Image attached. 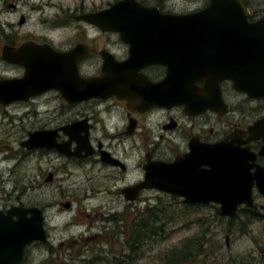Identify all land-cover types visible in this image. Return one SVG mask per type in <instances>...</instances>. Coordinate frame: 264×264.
<instances>
[{"label": "flooded vegetation", "instance_id": "af4514ba", "mask_svg": "<svg viewBox=\"0 0 264 264\" xmlns=\"http://www.w3.org/2000/svg\"><path fill=\"white\" fill-rule=\"evenodd\" d=\"M172 20L169 29L154 28ZM263 20L264 0H0V219L16 222L10 212L37 209L44 233L43 241L25 247L20 264L36 253L64 263L58 254L65 244L54 235L49 211L75 205L59 201L65 178L79 190L80 209L107 212L110 204L142 215L139 238L130 239L137 248L164 227L156 222L160 212L198 209L224 220L223 236L184 238L165 264H235V233L248 235L237 243L251 244L241 264H264V235L249 236L264 229V71L250 70L264 68V28L255 29ZM215 49H225L226 60L217 61ZM202 63L213 76L192 86L185 69ZM216 68L235 83L219 79ZM75 69L77 78L65 81L64 72ZM103 69L104 83H80L97 79ZM236 82L250 85L251 94L237 90ZM87 90L99 96L79 100ZM176 97L187 102L171 105ZM241 174L250 204L238 205L229 217L219 204L176 194L239 192ZM48 187L57 200L25 202L32 189L46 198ZM91 200L97 205L83 206ZM85 218L92 224L90 215ZM104 222H112V238L119 240L106 264L139 260L127 252V221L113 215ZM90 231L67 245L87 247L96 237L86 236ZM199 243L198 252H186Z\"/></svg>", "mask_w": 264, "mask_h": 264}, {"label": "rangeland", "instance_id": "374dc122", "mask_svg": "<svg viewBox=\"0 0 264 264\" xmlns=\"http://www.w3.org/2000/svg\"><path fill=\"white\" fill-rule=\"evenodd\" d=\"M74 181H71L68 178H65L63 182V197L59 199L63 204L67 202H74V207H72L69 211H60L59 208L54 207L51 211H49L50 217H52L51 227H54L55 233L54 235L59 239L62 238L61 241L64 242L63 249L59 252V256L61 259L64 258V263L61 261H56L53 259L52 261L47 262L45 255H41L40 253H36L34 256L29 255L25 264H67L70 262L71 264H106L107 261L111 260V256L108 252L112 249V252H117L119 248V240L112 238L113 232L115 230L113 224H108L112 222H104L106 220H110L111 216H115L117 221H121L125 219L128 223L129 227V241L127 244V252L136 253L138 255L139 260H136L134 257L131 259H127V264H165V259L168 258L169 254L172 252V249L178 248L179 243L184 238H200L206 237V239L210 238H220L226 233V229L228 228L225 225L224 220H219L217 214L214 212L203 213L198 209H194L193 211L187 210H175L173 212H164L165 217L168 219L165 226L161 231L155 232L156 236L154 241H149V245L144 244L143 242H138L139 247L136 245H132V237L131 235L134 233V227L137 225L135 223L136 218H141L135 214V211H123L121 208H113L110 204H107V212H94L87 211L83 208L80 209L79 204L76 202L79 200V190L74 187ZM46 193V198H41L40 191L32 189L30 193V202L26 201V203L41 205L45 200L50 204L52 201L57 200L54 197L55 192L52 187H48ZM73 196V197H72ZM41 198V199H40ZM163 204L170 205L171 200L168 198H163ZM96 200H91L89 202H84L83 206H96ZM89 208V207H88ZM94 214H98L94 217ZM90 215V219L85 218V216ZM75 218L74 221H72ZM79 224V229L77 231L72 230L69 227L70 222ZM86 236L95 235L94 240L88 241V246L85 247L83 243L72 244L71 247L67 245L70 237L78 236L83 232H89ZM235 229L239 230V226L235 225ZM245 230V228H244ZM257 231H260L259 233ZM257 232V233H256ZM222 233V234H221ZM264 235V229L256 230L254 234L249 236L256 235ZM151 235V234H150ZM248 236L245 234L235 233V249L231 250V252L235 253V264H241L247 257V248L251 246L248 242V239H243L237 243V238ZM110 237V240L108 239ZM211 242V241H210ZM200 243L195 245H189V249L186 250L188 253H196L197 248H199ZM213 247V246H212ZM90 249L92 251H90ZM177 251V250H176ZM204 251V250H203ZM185 252V251H184ZM200 252V251H199ZM225 254H227L228 250H223ZM129 256V255H127ZM94 258L103 259V261H93ZM105 258L107 261L105 262ZM245 258V259H244ZM243 259V260H242ZM93 261V262H92ZM198 261H195V264H198ZM257 264H261L257 262Z\"/></svg>", "mask_w": 264, "mask_h": 264}, {"label": "water", "instance_id": "95a60500", "mask_svg": "<svg viewBox=\"0 0 264 264\" xmlns=\"http://www.w3.org/2000/svg\"><path fill=\"white\" fill-rule=\"evenodd\" d=\"M176 22L178 20H175ZM174 21L170 22H163L159 21L157 24L154 26V28H164V29H169V25L173 23ZM114 27V26H113ZM121 28L120 21L116 22L115 29L118 30ZM201 28V25L199 26V29ZM264 28V20L256 25L255 29L260 30ZM160 30V29H159ZM162 35V34H161ZM168 36V34H167ZM161 37V36H160ZM221 50V51H220ZM225 49H215L214 52H216L217 55H220L219 59L217 61H222L226 60L225 56L227 52ZM188 52V51H187ZM223 57V58H222ZM208 64V63H207ZM218 66V65H217ZM221 68H216V73L220 74L219 79H231L232 81H236L235 78H232L230 75L227 74H222L219 71ZM178 71L179 69L176 68ZM184 70V69H182ZM185 70L191 72V85H194V82L200 78V77H209L213 76L212 68H208L204 66V63L200 65L192 64L190 68H186ZM253 72H260L264 71L263 67H254L250 69ZM181 74V73H180ZM183 74V73H182ZM77 76V69H75V73L73 75H68L66 72H64V80L66 81L68 77H76ZM105 78V70H102V74L100 77L97 79H93L91 81L84 82L83 80L80 81V83L88 84V83H97V82H102L104 83ZM168 80V79H167ZM166 80V81H167ZM173 80V79H172ZM178 80V79H177ZM167 83V82H166ZM94 87V86H93ZM235 87L239 91H248L251 94V86L248 84H242L236 82ZM192 95L194 94V89L192 88L191 91ZM99 95H94L92 91H85L82 94V97L79 98V100L85 99L87 97H98ZM72 97V96H70ZM69 102H73V100H68ZM75 101V100H74ZM183 101L187 102L184 99H179L178 97L172 99L171 105H179V104H185ZM156 102L154 101L152 106L156 105ZM192 109V106L187 105V110L190 111ZM197 109V108H195ZM71 131V127H66L63 129L64 133H69ZM44 138H42L43 141ZM35 147H40V146H34ZM49 148V147H48ZM50 149V148H49ZM61 152L65 153L66 155H69L66 152V149L60 150ZM239 166L243 167V164L239 162ZM162 177L168 179V172L166 171L165 175ZM148 180L153 179V176L149 175ZM150 178V179H149ZM233 180V179H232ZM231 181V180H230ZM248 181L244 178V175H240L235 179V184L240 185L239 192L231 193L229 195L227 194H222V195H216L217 197L213 196L212 193L204 192V193H199L195 194L194 192L192 193H176L179 197H182L184 199H188L191 201H201L203 203H214V204H219L222 206L221 212L222 215L225 217H229L230 215L235 213V209L237 208L238 205L250 204V193L249 189L250 186L246 185ZM249 184V183H248ZM236 185V186H237ZM165 190L166 192H171L169 188H161ZM140 188H136L135 191L138 192ZM136 197V196H135ZM134 198H131L132 201ZM226 200H229V202H226ZM231 200V203H230ZM66 207V206H65ZM67 208V207H66ZM30 213L32 215L31 220H26L25 216L26 214ZM11 216H15L17 218L16 222H12V220L9 223L2 222L0 219V264H20L23 258L24 254V249L27 245L34 243V242H40L44 240V233L42 229V218H41V213L37 209H33L30 211H24V210H19L16 209L12 212H10Z\"/></svg>", "mask_w": 264, "mask_h": 264}, {"label": "trees", "instance_id": "16d2710c", "mask_svg": "<svg viewBox=\"0 0 264 264\" xmlns=\"http://www.w3.org/2000/svg\"><path fill=\"white\" fill-rule=\"evenodd\" d=\"M149 220H150V224H151L152 223V217H150ZM167 220L168 219L165 217V213L164 212H160L159 213V218H157L156 222H160L161 226H165ZM139 221H140V218H136L135 219V223H137V225H138ZM154 221H155V219H154ZM143 222H147V219H144ZM137 225L134 227V233L132 234V238H139L138 231H137V227H138ZM132 245L133 246L136 245L134 240H132Z\"/></svg>", "mask_w": 264, "mask_h": 264}]
</instances>
